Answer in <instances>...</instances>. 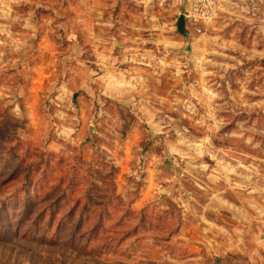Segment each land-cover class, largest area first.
Wrapping results in <instances>:
<instances>
[{
	"label": "rangeland",
	"instance_id": "obj_1",
	"mask_svg": "<svg viewBox=\"0 0 264 264\" xmlns=\"http://www.w3.org/2000/svg\"><path fill=\"white\" fill-rule=\"evenodd\" d=\"M67 2L0 0V264H264V0L176 3L106 92Z\"/></svg>",
	"mask_w": 264,
	"mask_h": 264
},
{
	"label": "crops",
	"instance_id": "obj_2",
	"mask_svg": "<svg viewBox=\"0 0 264 264\" xmlns=\"http://www.w3.org/2000/svg\"><path fill=\"white\" fill-rule=\"evenodd\" d=\"M179 2L192 3L191 0H87L86 3L83 0H73L63 3L59 8L58 19L66 28L64 36L76 43L78 47L74 52L79 56L82 52L81 33L86 30L91 55L96 58L94 65L101 70L97 71V77L88 78L82 86L91 92V84L94 83L103 87L106 92L108 88H113L112 80L118 82L116 88L124 87L121 83L125 78L128 84L137 83L140 77L136 74L142 63L139 44L144 28L148 26L151 30L154 24L159 28L161 16L165 17L170 13L173 15L175 4ZM168 21L170 20L167 19L166 23ZM150 38L160 39V33L152 32ZM90 62L93 63L92 60ZM126 71L131 73L130 77L125 75ZM108 92L107 96L113 93ZM115 94L116 96H112L120 98L123 91H116Z\"/></svg>",
	"mask_w": 264,
	"mask_h": 264
},
{
	"label": "built area",
	"instance_id": "obj_3",
	"mask_svg": "<svg viewBox=\"0 0 264 264\" xmlns=\"http://www.w3.org/2000/svg\"><path fill=\"white\" fill-rule=\"evenodd\" d=\"M192 3L202 4L204 6V12H202L201 16H210L214 10L215 3H217V0H191ZM196 18V15H194Z\"/></svg>",
	"mask_w": 264,
	"mask_h": 264
},
{
	"label": "water",
	"instance_id": "obj_4",
	"mask_svg": "<svg viewBox=\"0 0 264 264\" xmlns=\"http://www.w3.org/2000/svg\"><path fill=\"white\" fill-rule=\"evenodd\" d=\"M185 18H186V15L185 14H181L180 17H179V20H178V29L182 33H184V31H185Z\"/></svg>",
	"mask_w": 264,
	"mask_h": 264
},
{
	"label": "trees",
	"instance_id": "obj_5",
	"mask_svg": "<svg viewBox=\"0 0 264 264\" xmlns=\"http://www.w3.org/2000/svg\"><path fill=\"white\" fill-rule=\"evenodd\" d=\"M103 219H104V217L102 216V219H101V220H103ZM103 221H105V220H103ZM103 221L101 222V226H99V229L103 226V225H102V224H104ZM99 229H98V230H99Z\"/></svg>",
	"mask_w": 264,
	"mask_h": 264
}]
</instances>
